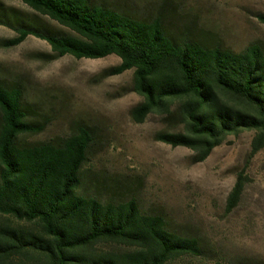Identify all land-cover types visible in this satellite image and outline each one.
I'll list each match as a JSON object with an SVG mask.
<instances>
[{"label":"trees","instance_id":"obj_1","mask_svg":"<svg viewBox=\"0 0 264 264\" xmlns=\"http://www.w3.org/2000/svg\"><path fill=\"white\" fill-rule=\"evenodd\" d=\"M32 11L68 32L47 29L0 3V25L16 36L13 48L35 37L52 55L121 63L104 78L133 71V91L143 100L131 111L135 123L154 113L174 132L154 139L206 161L228 136L255 132L253 154L264 147V51L235 52L207 45L188 32L164 24L161 15L139 18L99 0H21ZM264 24V14L258 16ZM24 102L23 88L0 80V217L32 225L0 222V264H173L205 253L201 242L171 229L160 216L142 212L134 199L101 198L82 189L83 168L93 143L87 126L45 142L22 138L39 134L45 123ZM240 177L229 198L241 195ZM120 251H99V245ZM255 264V263H253Z\"/></svg>","mask_w":264,"mask_h":264},{"label":"rangeland","instance_id":"obj_2","mask_svg":"<svg viewBox=\"0 0 264 264\" xmlns=\"http://www.w3.org/2000/svg\"><path fill=\"white\" fill-rule=\"evenodd\" d=\"M143 19L161 15L164 24L188 32L207 45L235 52L250 46L264 51V0H99ZM47 29L68 32L21 2L0 0ZM16 36L0 25V80L23 88L24 102L45 123L39 134L22 138L45 142L67 137L78 126L92 130L93 143L83 168L85 194L134 199L148 215L164 218L172 230L198 239L200 257L184 256L173 264H264V147L253 154L256 133L228 136L210 157L193 164L189 149L173 148L154 139L173 124L154 113L135 123L132 109L142 102L133 91V71L104 78L121 61L76 59L47 61L50 45L29 37L13 48L3 41ZM243 189L236 206L229 198L238 180ZM18 228L33 226L0 217ZM99 251H120L119 245H99Z\"/></svg>","mask_w":264,"mask_h":264}]
</instances>
